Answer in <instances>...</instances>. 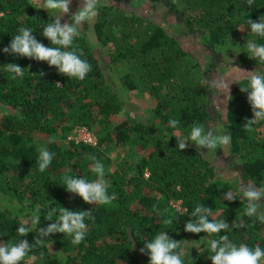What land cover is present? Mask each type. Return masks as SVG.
<instances>
[{"label":"trees","instance_id":"trees-1","mask_svg":"<svg viewBox=\"0 0 264 264\" xmlns=\"http://www.w3.org/2000/svg\"><path fill=\"white\" fill-rule=\"evenodd\" d=\"M150 1L165 7L176 25L210 52L205 66L190 63L180 37L166 25L102 2L93 24L99 47L83 33L74 40L92 71L84 81L69 80L46 62L2 51L22 26L32 28L35 38L51 47L42 29L56 15L42 10L33 0H0V242L27 239L32 243L35 231L22 238L17 230L37 205L41 215L38 229L51 223L45 219L51 208L91 209L95 216V223L86 221L88 232L81 244L73 245L72 237L57 233L45 240L53 241L51 251L47 247L34 248L29 257L36 259L26 257L21 264H149L148 256L140 249L161 231L181 241L182 248L183 241L207 236L184 231L185 224L194 219L191 212L198 203L213 210L210 220H225L230 225V230L220 235H228L237 245L264 249V224L244 215L247 201L238 185L222 178L204 149L198 150L191 142L185 150L177 149V140L189 136L193 123L221 134L215 130L220 114L212 104L213 91L207 79L222 50L236 49L240 65L264 70V65L249 59L244 47L248 40L264 44V38L252 34L247 24L248 19L258 21L264 16V0H254L250 8L247 0ZM10 63L29 73L25 70L22 80L10 79L4 69ZM41 71L46 75L40 77ZM115 73L120 74L121 83L128 89H143L155 98L151 116L129 112L117 119L127 104ZM57 83L60 88L55 86ZM247 83L245 78L240 80L228 98L225 127L231 136L229 154L225 155L223 149L214 154L230 167L237 165L245 183L264 187V122L254 125L252 133L243 129L246 119H252L247 93L240 91ZM173 118L180 121L177 129L168 126ZM77 125L92 130L97 143L69 141L68 135ZM176 132L180 136L174 137ZM36 134L48 139L46 147L55 154L43 173L36 163ZM53 137L56 142L49 143ZM121 151L127 156L138 151L143 154L136 164L126 165L123 158L114 166L111 153L121 155ZM93 154L105 165L109 194L117 196L111 206L87 205L68 193L63 184L69 168V174L77 178L95 179L93 162L87 159ZM129 170L135 173L129 176ZM229 191L234 201L224 200ZM153 205L177 216L173 224L165 225L168 216L157 215ZM41 252L45 254L43 259ZM194 253L182 258L184 264H211L207 240L204 248Z\"/></svg>","mask_w":264,"mask_h":264},{"label":"clouds","instance_id":"clouds-1","mask_svg":"<svg viewBox=\"0 0 264 264\" xmlns=\"http://www.w3.org/2000/svg\"><path fill=\"white\" fill-rule=\"evenodd\" d=\"M254 0H247L249 8L253 5ZM72 0H43L42 9L47 12L56 13L54 21L47 23L42 29V35L46 38L51 47H46L39 42L33 35V29L29 27H20L18 34H15L9 45L2 49L3 53L15 55L17 57L28 58L38 62H46L50 68H55L59 74L71 79L84 81L88 74L92 71V66L86 59H83V51L78 45L74 44V40L81 36L84 25L94 21L99 15V9L102 7L101 0H79V7L71 13ZM2 15V13H0ZM70 15V22L61 23L63 17ZM250 32L255 36L264 38V16L258 21L247 20ZM118 32V30H115ZM243 31V30H241ZM247 49L249 59L256 60L260 65H264V44H258L255 40H248L244 45ZM244 74L247 79V86L240 87L242 93H247V102L251 106L252 119H246L243 129L249 133L254 131V125L264 122V70L259 68L254 71H244L238 67H233ZM10 79L21 80L25 77V70L18 64L10 63L4 66ZM28 72V70H27ZM29 73V72H28ZM46 73L41 71L40 77ZM209 90L217 93L227 91L229 95L230 84L222 77L207 79ZM60 88V84L55 85ZM231 98V97H230ZM180 121L178 119H170L168 126L177 129ZM175 133L173 136L175 137ZM55 137L49 140V143H55ZM191 142L198 150L207 149V152H215L217 149H223L230 145L231 136L229 134H218L211 128H207L203 124L193 123L190 134L185 139L177 140V149L185 150ZM39 156L36 161L38 170L43 173L51 165L55 154L50 152L46 146L37 149ZM220 159L219 156H217ZM92 161V172L95 179L88 180L77 178L69 173L72 169H67L63 176V184L68 193L75 194L82 199L87 205L111 206L117 199L115 193L109 194V181L105 179V165L94 154L87 157ZM238 191L242 194L244 200L247 201L244 215L252 218L255 217L261 224H264V187H257L254 182L241 183ZM224 200L234 201L235 197L232 191L225 193ZM153 212L157 215H167L164 219L165 225L173 224L176 217H172L165 209L161 212L156 205H153ZM56 216L53 221V216ZM213 210L204 206L202 203L195 205L191 212L190 219L184 226V231L191 234L206 233L207 248L209 251V259L211 264H264V249L260 246L250 248L247 244L240 243L237 245L232 242L228 235H220L230 230V225L225 220H210ZM40 206L37 205L32 211L29 218L20 222L17 234L24 238L31 232L37 235L32 243L27 239H20L15 243L0 242V264H21L28 257L35 260L36 257H29V253L34 248L47 247L51 251L53 241L50 239L45 242L46 238L61 233L64 236L72 237L73 245L81 244L88 232V224L86 221L95 223V216L92 210H68L63 207L51 208L45 217L47 221H51L47 227L39 228L40 224ZM215 237V238H208ZM201 239V240H202ZM188 243L186 241H183ZM197 243V242H193ZM192 244V243H188ZM141 254H146L149 264H184L182 257L184 250L181 247V241L171 239L166 231L157 233L153 239L144 243V247L140 249ZM44 252L40 253L43 259ZM60 255V252L57 253ZM61 260L64 259L60 255ZM123 264V262H121Z\"/></svg>","mask_w":264,"mask_h":264},{"label":"rangeland","instance_id":"rangeland-1","mask_svg":"<svg viewBox=\"0 0 264 264\" xmlns=\"http://www.w3.org/2000/svg\"><path fill=\"white\" fill-rule=\"evenodd\" d=\"M33 1L37 2L38 4L37 6H39L42 9L43 0H33ZM102 2H106L108 4H112L115 6L118 5L122 8L128 9L137 14L152 18L155 22H160L166 25L172 33L180 37L184 48L188 52L187 58L189 59L190 63L198 62L201 66H205L207 59L210 55V52L205 50L204 47L198 43L196 37H193L192 35L185 33L184 28L177 26L175 18L167 12L165 7L159 6L157 4H153L150 0H125L122 2L118 0H101V3ZM70 7H71V13H74L79 7V0H72V4ZM52 14L57 15L56 13H52ZM65 21L70 22V15L63 17L61 23H64ZM93 24L94 21L85 24L82 33L86 34L87 37L94 44L97 45L98 41L95 35ZM102 52L104 53V56L108 58V53L107 52L105 53L104 50H102ZM219 57L220 60L218 61V64L214 67V70L211 72L210 79L217 77L224 78L227 81V83L230 84L229 86V95H230L234 86L240 80L245 78L243 73L239 72L233 67H238L244 71H253V70L245 65H240L239 52L236 49L222 50L219 54ZM114 75H115L114 78L116 79L118 86H120L121 90H123V93L125 94V99L127 104L126 110H124L119 116H117V119L121 120L129 112H132L133 114H138L139 116L141 115L143 117L151 116L152 110L156 105L155 98L152 97L148 92H145L143 89H137V90L128 89L125 85L121 83V80L119 79L120 74L115 73ZM212 97H213L212 104L216 108L217 112L220 114L215 123L216 124L215 130L221 132V134H226L227 130L225 127L226 125L225 122L227 120L226 107L229 98L228 93L227 91H224L223 93H217L213 91ZM175 134L176 136H180L179 132H176ZM34 142L36 143L37 147H42V146H46V144L48 143V139L38 138L36 134V139L34 140ZM204 150L208 158L217 165V171L224 180L232 181L233 183L238 185V188L241 183H245L237 165L234 164L232 167H230L227 161H221V159H217L214 152H207V149ZM223 150H225V155L229 154L228 146L223 148ZM123 153L124 151H121V155L117 154V152L111 153L114 166H117L118 163L121 162V160H123V158L125 159L126 165H129L130 163L136 164L140 159L141 155L143 154L142 151H138L135 155L132 156H127L124 155ZM134 173H135L134 170H129L128 174L129 176H132ZM203 238H207V236ZM201 239L202 238H195V239L187 240L186 242L192 244L184 243L183 250L185 254L182 258L190 257L195 254L194 253L195 251L202 250L206 244V239H202V240ZM193 242H197V243H193ZM26 264H30V262L26 261Z\"/></svg>","mask_w":264,"mask_h":264},{"label":"built area","instance_id":"built-area-1","mask_svg":"<svg viewBox=\"0 0 264 264\" xmlns=\"http://www.w3.org/2000/svg\"><path fill=\"white\" fill-rule=\"evenodd\" d=\"M69 141L84 142L95 145L97 143V136L95 133L86 126H75V128L69 133ZM149 171L145 172L146 176H149Z\"/></svg>","mask_w":264,"mask_h":264}]
</instances>
